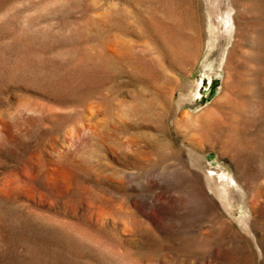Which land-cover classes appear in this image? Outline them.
<instances>
[{
    "label": "rangeland",
    "instance_id": "374dc122",
    "mask_svg": "<svg viewBox=\"0 0 264 264\" xmlns=\"http://www.w3.org/2000/svg\"><path fill=\"white\" fill-rule=\"evenodd\" d=\"M0 264H264V0H0Z\"/></svg>",
    "mask_w": 264,
    "mask_h": 264
},
{
    "label": "bare ground",
    "instance_id": "6f19581e",
    "mask_svg": "<svg viewBox=\"0 0 264 264\" xmlns=\"http://www.w3.org/2000/svg\"><path fill=\"white\" fill-rule=\"evenodd\" d=\"M228 19H229V20H228V22H230V20H231L232 18H228ZM226 21H227V20H226ZM224 190H225V189H224ZM224 190H223V191H224ZM223 197L225 198V196H224V195H223Z\"/></svg>",
    "mask_w": 264,
    "mask_h": 264
}]
</instances>
